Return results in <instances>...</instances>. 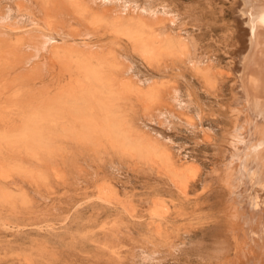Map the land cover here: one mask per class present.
I'll return each mask as SVG.
<instances>
[{
	"label": "rangeland",
	"instance_id": "374dc122",
	"mask_svg": "<svg viewBox=\"0 0 264 264\" xmlns=\"http://www.w3.org/2000/svg\"><path fill=\"white\" fill-rule=\"evenodd\" d=\"M10 1L0 0V10L9 7L3 13L4 16L1 15L5 22L7 21L6 24H10L8 26L4 24L6 27L0 26V45L4 43L12 46L27 38L29 26L32 22L34 23V21H28L26 16H23L22 22L20 19L17 21L19 16L15 12L14 5L22 3H18L20 0L18 2L16 0V4L13 3L15 0ZM26 1L29 3V0H22L24 4ZM123 1L127 3L125 5H128L129 0ZM141 1L143 0H138L137 3L144 4ZM209 1L210 4L193 3L195 6L191 9V17L185 14L186 8L192 4L191 0H165V3L169 4V8L173 10L177 6L176 14L179 20L177 21H184L185 31L192 33L198 39L200 46H203L207 52L208 60L218 70L216 72H218L219 90L217 94L215 93L216 96L207 93L204 86H201L203 84L194 76L192 77L191 73L189 75L184 68H172L168 64L165 67L162 63L149 64L144 59L141 60L142 56L137 54L126 38L116 35L102 24L94 25L92 29H89L90 31H79L78 34L81 36L78 37L80 40H77L82 42L81 39H85L84 41H87L88 45L90 44L89 46L98 50L99 53L113 55L115 58L119 55L117 63L120 62L121 66H118L120 72L117 71V75L125 82H129L134 89L128 96L130 99L123 102L125 104L124 118H126L124 123L127 122L125 124L130 127L127 129L148 137L153 141L152 143L157 142L155 145L162 148L166 144L168 148L171 141L168 149L174 153L176 158L180 157L183 161L188 163L190 161V164L199 167V183L196 184L195 190L189 193L187 199L176 196L164 185L155 181V176L147 169L145 171L143 169L145 166L138 164L134 156L131 157L117 147H112L110 142L104 138L102 142L100 140V147L97 146L99 150L95 149L97 152L94 153L96 147H93L91 151L90 147L89 149L83 148L76 141L58 136L53 146L59 150V153L56 152L59 155L55 153L50 157V164L54 165H49V168L41 166L39 171L35 167L37 165L28 156L12 155L4 150V146H1L0 162H3L5 169L0 165V190L6 193L7 199L5 202L0 201V264H131L130 255L135 253V256L137 257L138 254L139 258V253L146 250L147 247L143 245L145 238H150L151 242H154L148 245L146 252H150L151 249L164 252L168 249V245L165 247L164 244L176 241L175 243L179 246L177 249H181L175 256L177 264H202L199 258L203 256V251L199 248L192 249V247L198 243H202V246L206 248L213 247L215 235L219 234L217 232H220V228L224 225L221 202H224L225 197L220 195V191L216 189L217 185L210 181V173L212 168L218 167L221 161L220 155L222 156V151L226 148L224 130L230 125L226 112L232 103L231 87L234 83L230 71L233 57L230 55V47L227 46L229 35L235 24L233 0ZM28 3L27 5L33 4ZM12 5L14 8H11ZM196 8L199 11L193 10ZM98 11L100 12V9ZM103 12L105 13V10ZM5 13L12 14V17L8 14L5 16ZM3 18L1 21H4ZM26 21L31 24L28 26L29 23ZM11 25H14L16 29L19 27V30L11 31ZM100 26H103L102 30ZM12 28L14 30V27ZM24 32L28 33L24 35ZM43 35L40 36L43 37ZM44 38L46 46L44 47L42 41L41 49L35 47L36 50L39 49L37 51L32 50L34 46L28 49L27 44L22 42L23 45L15 50L6 49V52L10 54L6 56L7 58L5 55L0 57L4 60L0 62V116L3 120H0L2 122L0 133L11 129L12 123V128L19 125L20 112L24 109L21 107L22 111L19 107L18 94L22 100L31 96L39 99L41 95L42 97L43 95L53 97L69 82L68 74L60 68L58 63L50 62L52 60L48 55L53 47L52 43L60 45L61 39L55 34L51 36L46 34ZM11 55L16 56L12 59ZM35 66H40L37 68L39 72L36 71ZM60 72H63L62 75ZM119 73L127 74L119 75ZM181 73L183 74L179 77ZM27 74L31 75L30 80ZM172 87L177 90L178 97L174 103L171 101L173 98L165 97L167 99L165 105H167L164 108L168 110L173 107V110L175 109L172 113V120L177 124L174 128L164 116L163 109L154 106L151 111L154 109L156 111L150 113L149 109L143 112L145 110L142 109L143 105L136 101L137 92L143 94L156 88L162 92L164 90L165 94L170 89L172 90ZM184 97L186 101H190L189 104L187 102L189 107L185 104ZM177 102L178 104L183 102L182 105L187 106L188 110L183 106V112H180L181 108ZM178 120L182 125H179ZM203 130L209 131L208 139L204 137ZM24 159L30 162L26 163ZM26 169L38 172L43 175V179L34 175L33 179L28 181L23 175ZM97 185L107 188L108 193L103 196L105 198L99 197L95 192ZM154 198L163 200L167 207L160 221L161 229H163L161 236H153L155 233L149 234L146 227L148 223L146 204ZM164 232L171 234L170 239L167 238L169 234L166 235ZM161 238L165 239L166 243ZM138 248L141 249L140 252ZM141 255L144 257L143 254ZM142 256L136 259L135 263L142 264ZM117 260L119 263H116Z\"/></svg>",
	"mask_w": 264,
	"mask_h": 264
},
{
	"label": "bare ground",
	"instance_id": "6f19581e",
	"mask_svg": "<svg viewBox=\"0 0 264 264\" xmlns=\"http://www.w3.org/2000/svg\"><path fill=\"white\" fill-rule=\"evenodd\" d=\"M32 1L29 0V3H33L32 5H27V1L24 4L22 0L19 2L17 0L18 3L22 4H16V0L13 2L16 6L14 5V8L12 5L11 8L13 7L17 16H19L17 21L26 16L28 21H34V23L31 24L26 21L29 23L28 26L31 24L29 34H26L28 35L27 38L12 46L2 43L0 45V57L5 55V58H7L6 56L10 54L6 52V49H9V51L15 50L23 45L22 42L27 44L28 49H31V46H34L32 50L35 47L41 49L46 40L44 35L51 36V34H55L61 39V43H59L60 45L52 43L53 47L48 52L52 60L50 62L59 64L60 68L68 74L67 80L69 82H65L66 86L53 97H44V95L42 97L40 94L39 99H34L31 96L22 100L20 94H18L19 107L20 109L22 107L24 111L21 109L23 112H20L18 126L12 128V123L10 125L11 129L0 133V147L4 146V150L12 155L24 154L28 156L37 165L35 167L39 171L41 166L42 168H49V165L53 164H50L51 155L56 152L59 153V150L53 146L58 136L76 141L83 148L87 147L89 149L88 147H90L91 151L93 147H96L94 150L98 151L100 140L102 142L104 138L107 142H110L112 147H117L131 157L134 156L138 161L137 163L144 165L146 168L143 169L150 171L159 184L164 185L176 196L187 199L189 193L195 190L196 184L199 183V167L190 164V161L189 163L183 161L180 157L176 158L171 150L170 153L168 148L171 146V141L168 148H166L168 144L162 148L155 145L157 142L152 143L153 141L148 137L127 129L129 125L125 124L127 122L124 123V119H126L124 118V103L130 99L128 96L133 88L129 82H125L117 75V71L120 70L118 66H121L120 62V64L117 63L119 55L117 54V59L113 55L99 53L98 50L90 47V44L88 45V42L86 41V43L83 38L81 39L82 42L77 41L80 40L78 37L81 36L78 33L90 31L89 29H92L94 25L102 24L116 35L126 38L137 51V54L139 53L142 56L141 60L144 59L149 64L162 63L165 67L168 64L172 68H184L188 71V74L191 73L192 77L194 76L203 84L201 86H204L207 93L215 95L219 90L218 72H216L218 70L208 60L207 52H205L203 46H200L198 39L192 33L185 31L184 21L181 22L180 20L178 22L177 6L174 10L173 8L170 9V5L165 3V0L141 1L144 4H138V0H129L130 4L128 3V5H125L127 3L124 1L123 3L122 0ZM191 2L192 4L185 11L188 16L192 14L191 9L195 6L194 4L200 2L210 4L209 0H191ZM98 4L101 7L99 8L100 12L97 8L99 7ZM233 7L235 24L227 44L230 47V55L233 57L230 71L234 78L231 87L232 103L228 107V112H226L230 125L224 130L226 148L222 151V156L220 155L221 161L218 167L212 168L210 173V181L217 185L216 189L220 191L222 197H225L224 202H221L224 225L220 228V232H217L220 235H215L213 247L206 248L202 246V243L194 244V247H192V249L199 248L203 251V256L199 258L202 264H264V0H233ZM197 8L193 10H197ZM7 9L9 7L3 9L4 11L0 10L2 18ZM101 9L105 10V13ZM7 14L5 16L10 15ZM11 17L8 18L12 20ZM201 18L204 17L201 16ZM4 22L5 19L0 22V26L7 25V21ZM12 22L14 23V21ZM190 23L194 22L190 21ZM12 27H14V30ZM12 27V30L9 28L11 31L19 30V27L17 29L14 25ZM102 27L100 26L101 30ZM2 30L4 29L2 28ZM28 32H24V35ZM58 32L60 33L58 34ZM40 35H43V37ZM46 44H44V47ZM11 57L14 58L13 55ZM8 58L10 57L8 56ZM0 60H2L0 62H4L3 59L0 58ZM47 61L49 62V58H47ZM39 67H36V69ZM165 67L164 69H167ZM31 68L33 67L31 66ZM35 74L37 75V72ZM125 74L127 73L123 75ZM220 76L222 77L221 73ZM29 77L31 78V75L28 76L30 80ZM25 78L27 79L26 76ZM168 87L170 88L169 85ZM174 87H172V90L168 88L169 92L165 94L164 90L162 92L156 88H152L143 94L137 92L136 99L138 103L140 102L139 104L145 107L143 108L141 105L142 109H145L143 112L149 111V109L150 113L156 111V109L151 111L154 106L163 109L161 111L164 112V116L173 125V128L177 124L172 120V113L175 109L173 110V107L169 104L170 109L167 110L164 107L167 105H165V102L168 97L173 98L171 100L173 103L177 99L178 94ZM166 88L165 90H167ZM189 96L188 98L191 100ZM189 100L186 101L185 99L186 103H184L187 104L188 102L189 104ZM180 103L183 104V102ZM182 104H178L181 108V110L179 108L180 112H183L182 108L185 106ZM155 114L157 115L156 112ZM0 120H2L1 116ZM178 121L180 122L178 124L182 125L181 121ZM0 123L2 122L0 121ZM208 132V130H203L206 139L209 138ZM96 150L94 153L97 152ZM1 153L2 149L0 148ZM21 158L23 159V157ZM0 165L5 169L3 162H0ZM23 175L28 181H31L34 175L43 179V175L34 170L26 169L23 171ZM95 192L99 197L105 198L103 196L108 193V190L103 185H97ZM6 199V193L1 191L0 201L5 202ZM154 199L146 204L148 216L146 227L149 234L155 233L153 236H161L163 232L161 230L163 229H161L160 221L167 207L163 200ZM170 235L167 238L170 239ZM144 241L143 245L147 248L149 244L154 243L151 242L150 238H145ZM175 242H168L169 244H167L165 240L166 244L164 245L165 247L168 245V249L164 252H158L156 249V251L151 249L150 252H146V248L144 252H141L144 257L139 253V258L143 257L142 264H177L175 256L181 249H177L178 245ZM139 250L141 251L138 248ZM205 250L206 255L204 256ZM138 251L135 250L136 253ZM130 258L129 262L131 264L133 262L139 264L135 263L136 259H139L138 254L136 257L133 253ZM116 263H119V260Z\"/></svg>",
	"mask_w": 264,
	"mask_h": 264
}]
</instances>
